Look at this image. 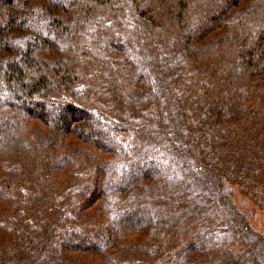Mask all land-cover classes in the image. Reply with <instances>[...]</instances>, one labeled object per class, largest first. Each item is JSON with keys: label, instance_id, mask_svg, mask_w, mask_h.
I'll use <instances>...</instances> for the list:
<instances>
[{"label": "trees", "instance_id": "1", "mask_svg": "<svg viewBox=\"0 0 264 264\" xmlns=\"http://www.w3.org/2000/svg\"><path fill=\"white\" fill-rule=\"evenodd\" d=\"M264 0H0V264H264Z\"/></svg>", "mask_w": 264, "mask_h": 264}, {"label": "rangeland", "instance_id": "2", "mask_svg": "<svg viewBox=\"0 0 264 264\" xmlns=\"http://www.w3.org/2000/svg\"><path fill=\"white\" fill-rule=\"evenodd\" d=\"M235 197L237 203L244 208L250 215L254 226L262 231H264V211L259 207L255 206L247 196L241 194L235 188Z\"/></svg>", "mask_w": 264, "mask_h": 264}]
</instances>
